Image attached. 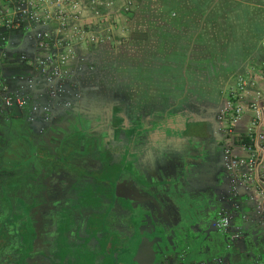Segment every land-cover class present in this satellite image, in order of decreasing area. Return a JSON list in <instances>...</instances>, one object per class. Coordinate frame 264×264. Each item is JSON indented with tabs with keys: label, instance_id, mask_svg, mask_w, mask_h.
Returning a JSON list of instances; mask_svg holds the SVG:
<instances>
[{
	"label": "flooded vegetation",
	"instance_id": "1",
	"mask_svg": "<svg viewBox=\"0 0 264 264\" xmlns=\"http://www.w3.org/2000/svg\"><path fill=\"white\" fill-rule=\"evenodd\" d=\"M116 74L0 114V264H255L219 120L145 128Z\"/></svg>",
	"mask_w": 264,
	"mask_h": 264
},
{
	"label": "crops",
	"instance_id": "2",
	"mask_svg": "<svg viewBox=\"0 0 264 264\" xmlns=\"http://www.w3.org/2000/svg\"><path fill=\"white\" fill-rule=\"evenodd\" d=\"M108 15L110 27L93 30L102 37L100 42L75 46L76 58L67 69L61 94L75 93L117 71L116 75L125 76L128 109L141 118L143 127H152L155 117L161 118L160 126H167L169 116H179L173 111L191 103L186 113L209 132V123L218 121L239 77L250 69L259 71L256 86L264 91V0H113ZM3 53L0 94L5 83L9 95L26 98L33 105L28 107L33 113L51 88L33 72L40 54L33 31L23 28L10 34ZM22 110L12 107L0 114ZM253 118L246 109L232 127L234 151L239 156L245 152L237 140L246 137ZM259 129L264 132V121ZM220 131L227 147L228 138ZM261 163L264 166V153ZM226 176L231 193V178ZM232 195L238 231L248 232L251 238L264 232V218L258 215L252 194L240 189ZM255 264H264V253Z\"/></svg>",
	"mask_w": 264,
	"mask_h": 264
},
{
	"label": "built area",
	"instance_id": "3",
	"mask_svg": "<svg viewBox=\"0 0 264 264\" xmlns=\"http://www.w3.org/2000/svg\"><path fill=\"white\" fill-rule=\"evenodd\" d=\"M112 5L113 0H0V59L10 34L23 28L32 30L40 53L32 65L34 75L51 86L47 96L55 98L63 91V79L68 77L67 69L75 61V46L101 41L102 37L93 30L98 27L106 31L110 27L108 11ZM53 49L59 51L52 52ZM25 59L24 56L20 57L21 62ZM261 74L250 69L246 75L238 78L218 120L228 138L225 169L231 178L232 192L237 193L240 189L250 192L258 215L264 218V189L261 185L264 183V166L261 163L264 132L259 129L264 121V91L256 86L257 76ZM28 81L33 82L32 79ZM1 88L0 111L26 107V98L9 95L5 83ZM250 95L252 97L246 103ZM37 108H33V111ZM246 109L254 114V118L246 137L237 140L245 152V155L239 156L234 151L232 127ZM228 223L227 217L220 220L223 228Z\"/></svg>",
	"mask_w": 264,
	"mask_h": 264
},
{
	"label": "rangeland",
	"instance_id": "4",
	"mask_svg": "<svg viewBox=\"0 0 264 264\" xmlns=\"http://www.w3.org/2000/svg\"><path fill=\"white\" fill-rule=\"evenodd\" d=\"M189 107H192V104L191 103L182 104V106L179 108V110L173 111V114H176L177 113V114L181 115L185 109L186 110L191 109ZM193 112H194V110H193ZM189 115L190 114H188V116ZM172 121H173L174 124H176L177 128L179 129L180 128V126H179L180 124L177 123V120L175 121L174 119H172Z\"/></svg>",
	"mask_w": 264,
	"mask_h": 264
},
{
	"label": "water",
	"instance_id": "5",
	"mask_svg": "<svg viewBox=\"0 0 264 264\" xmlns=\"http://www.w3.org/2000/svg\"><path fill=\"white\" fill-rule=\"evenodd\" d=\"M200 129H202V128H198V130H200ZM231 194H233L232 192H231ZM234 196V195H233ZM237 208V206L235 207V209Z\"/></svg>",
	"mask_w": 264,
	"mask_h": 264
}]
</instances>
